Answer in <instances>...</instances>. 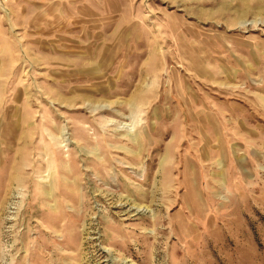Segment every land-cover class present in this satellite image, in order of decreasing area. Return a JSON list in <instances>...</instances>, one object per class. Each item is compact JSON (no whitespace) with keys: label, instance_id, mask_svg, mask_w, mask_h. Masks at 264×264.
<instances>
[{"label":"rangeland","instance_id":"rangeland-1","mask_svg":"<svg viewBox=\"0 0 264 264\" xmlns=\"http://www.w3.org/2000/svg\"><path fill=\"white\" fill-rule=\"evenodd\" d=\"M0 264H264V0H0Z\"/></svg>","mask_w":264,"mask_h":264},{"label":"bare ground","instance_id":"bare-ground-1","mask_svg":"<svg viewBox=\"0 0 264 264\" xmlns=\"http://www.w3.org/2000/svg\"><path fill=\"white\" fill-rule=\"evenodd\" d=\"M131 133V132H130ZM127 135V134H126Z\"/></svg>","mask_w":264,"mask_h":264}]
</instances>
